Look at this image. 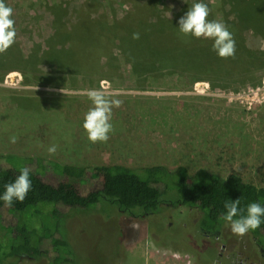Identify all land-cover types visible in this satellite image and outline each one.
Instances as JSON below:
<instances>
[{
	"label": "rangeland",
	"instance_id": "1",
	"mask_svg": "<svg viewBox=\"0 0 264 264\" xmlns=\"http://www.w3.org/2000/svg\"><path fill=\"white\" fill-rule=\"evenodd\" d=\"M231 1L237 2L204 0L211 8L209 20L224 22L232 33L231 22L236 18L229 11ZM143 2L5 0L13 9L17 32L9 52H15L19 61L6 60L0 69V154L40 156L63 165H162L183 168L189 174L203 169L222 178L236 174L244 182L264 188V65L247 75L188 72L183 63L203 57L192 49L193 56L187 61L178 59L177 68L157 65L155 75L148 78L143 70L137 80L129 65L116 75L109 73L101 58L86 77L74 71L59 80L56 66L24 63L36 50L47 51L55 32L53 11L57 13V6L65 10L59 18L64 28L78 32L83 14L89 23L104 20L110 29L120 26L121 19L134 11L133 5ZM195 2L198 0H160L159 16L166 22L176 20L178 25ZM242 3L254 13L264 10V0ZM235 31L234 38L240 36L238 45H256L251 30ZM101 40L96 45L120 51L117 38L103 36ZM182 40L195 43L203 52L207 48L192 38ZM259 44L264 51V37ZM166 46L161 54L168 52ZM168 46L173 48L171 55L181 52L177 45ZM90 89H102L123 101L121 107L113 109L114 131L107 143H89L82 127L84 114L91 107L86 95ZM12 136L17 137L16 143L10 142ZM53 144L57 145L56 153L49 155L47 149ZM16 206L18 202L9 209ZM196 223L197 213L187 209L146 215L123 226L125 237L118 243L121 220L97 216L85 224L81 234L76 230L79 227L71 225L73 257L78 264H98L103 259V264H261V250L248 234L233 235L226 226L221 237L213 241L196 232ZM4 249L0 246L1 252ZM23 253V249L15 250L10 255L23 256L20 264L46 263L43 258L34 262Z\"/></svg>",
	"mask_w": 264,
	"mask_h": 264
},
{
	"label": "trees",
	"instance_id": "2",
	"mask_svg": "<svg viewBox=\"0 0 264 264\" xmlns=\"http://www.w3.org/2000/svg\"><path fill=\"white\" fill-rule=\"evenodd\" d=\"M159 5L160 0L135 4L134 11L121 19L120 26L110 29L104 20L94 25L83 14V18L79 19L78 32L64 28L59 18L65 10L57 6L58 14L53 11L55 32L48 40L47 51L36 50L27 61H23L32 65L45 63L56 66L59 80H64L63 76L74 71L76 75L83 73L86 77L94 71V64L100 63L101 58L106 61L109 73L116 75L118 70L129 65L132 76L137 80L143 70L149 74L148 78L155 75L157 65L175 69L178 59L186 58L187 61L193 52L199 51L202 58H189V62L183 63V67L190 70L188 72L247 75L253 68L264 65V51L259 44L264 37V10L254 13L242 0L231 1L229 11L236 18L235 22H231L232 33L237 35L235 30L238 28L241 32L251 30L257 43L241 47L238 45L239 36L235 39V57L221 59L212 50V42L203 44L200 39L192 38L202 47L207 45L203 52L195 43L182 40L176 20H161ZM136 32L140 33L139 39L132 38ZM103 36L117 38L120 51L114 53L102 47L104 44L96 45L102 42ZM164 45H167L168 51L165 55L160 53ZM168 45H177L181 52L171 55L173 48L169 50ZM13 46L0 54V69H4L6 60L19 61L15 52H9L13 51ZM63 68L65 70L61 71ZM24 166L32 169V190L26 199L18 202L15 209L5 207L0 201V246L5 248L2 252L0 250V264H20L21 255L10 254L22 249V255L34 262L43 258L45 264H78L73 257L70 229L79 227L76 230L81 234L85 224L97 216L105 220H121L120 231L116 233L120 243L125 237L123 226L146 215H163L187 209L197 213L196 232L214 241L221 237L226 227L218 219L224 211L225 201L239 198L240 207L244 209L254 201L264 206V188L246 183L236 174L222 178L203 169L189 174L186 169H170L162 165H63L40 156L15 154H0V195L5 190L4 185L13 181ZM3 175L5 180H2L5 178ZM247 234L261 250L260 261L264 264V224ZM103 262L105 259L98 264Z\"/></svg>",
	"mask_w": 264,
	"mask_h": 264
},
{
	"label": "clouds",
	"instance_id": "3",
	"mask_svg": "<svg viewBox=\"0 0 264 264\" xmlns=\"http://www.w3.org/2000/svg\"><path fill=\"white\" fill-rule=\"evenodd\" d=\"M211 8L204 0L193 3L187 12L178 20V34L181 38L205 39L212 41V50L221 59L234 58L236 41L228 26L216 19L209 20ZM13 9L0 0V54L16 42L15 21L12 18ZM133 39H139L140 33L132 34ZM62 91V90H61ZM87 98L91 107L84 114L82 127L86 138L91 144L107 143L114 131L111 122L113 109L119 108L123 101L113 94H106L102 89H90ZM17 137H10L11 143H16ZM57 145L48 147L49 155H54ZM32 169L24 166L19 170L15 179L4 185L0 201L11 208L16 202L22 203L32 190ZM224 211L218 216L225 226L230 228L233 235L243 237L249 231H255L264 224V206L260 202H251L246 209L240 207V199L228 200L224 203Z\"/></svg>",
	"mask_w": 264,
	"mask_h": 264
}]
</instances>
